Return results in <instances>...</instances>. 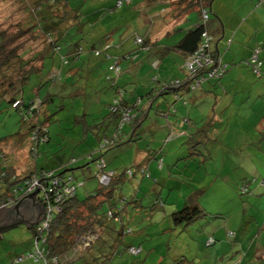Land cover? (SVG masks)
I'll list each match as a JSON object with an SVG mask.
<instances>
[{
	"label": "rangeland",
	"instance_id": "rangeland-1",
	"mask_svg": "<svg viewBox=\"0 0 264 264\" xmlns=\"http://www.w3.org/2000/svg\"><path fill=\"white\" fill-rule=\"evenodd\" d=\"M30 1L0 0V30L16 23H23V25L29 23L31 15L28 11L32 5ZM68 1L70 4L75 2V0ZM107 2L109 1L79 0V4L82 6L80 13L83 14V21H80L81 26L76 25L66 31L65 40L69 44L72 41V44L79 43L80 46H89L88 42H91L90 39L96 37V31H91L90 35H92V38H87L88 41H86L87 30L91 28V25H96L97 19L102 17L104 23H110L106 17L113 14L117 20H120L118 10H112L109 14L110 9H107ZM133 6H129V11L132 14L135 11ZM129 11L126 8H122L121 15H126L127 19H124L125 23L119 26V34L121 36L119 37L117 34L115 37L117 43H119V40L124 41L125 46L135 45L134 39L137 37V35L132 33L134 32L132 30L137 25L135 22H130L131 15L129 16ZM111 25L114 26L115 23L111 21ZM27 47L33 51L40 49L39 43H29ZM60 48H63L61 43ZM97 50L96 55L104 57L108 62L106 70L108 66L119 58V56H112L105 51ZM99 52L101 54H98ZM109 56L111 57L109 58ZM53 59L58 62V57ZM48 63L46 62L47 66ZM67 63L68 61L64 67L65 69L70 67ZM81 70L85 73L87 65ZM83 75L75 72V75L71 76L73 91L72 80H66L64 76L61 83H56L54 88L53 86L50 87L51 101L47 102V105H43L41 115L38 117L40 124L45 120L43 127L46 128L49 139L48 142L44 141L40 144L41 148L45 145L49 146V149H46L47 152L43 148L38 151L39 162L42 164L56 163L59 162V158L66 156L64 159L65 164L71 163L73 160V163L70 164V169H72L70 173H76L74 177L80 183L84 181L83 174L84 176L88 174L87 170H83L81 167L87 166L89 168L90 174L88 176H90V181H86L88 184L86 183L84 187L77 190V196L81 198L85 197L88 191L93 193L99 186L97 178H95V162H91V160L87 162L86 158L92 156L93 160H96L101 155L100 151H97L99 148L98 137L88 136L85 139L83 126L80 123L74 124L73 122L75 116L86 114V119L96 116L89 111L86 113L90 103L88 99L84 100L82 97V94H89L87 89L88 87L90 89L92 85L94 86L95 82L94 84L91 81L87 83ZM35 81L36 79L32 77L30 82L21 86L17 85L14 88V93L21 90L20 98L26 100L34 98L33 100L36 103H39L38 97L42 98V101L45 100V94L38 84H34ZM64 87L66 88L63 89ZM71 91L72 94H76V100H78L74 105L71 103V100L74 99L70 97ZM7 96L4 99H0V138L6 136L4 134L7 132L23 133L21 137L24 138L28 123H22L17 112L10 109V105L6 101L9 98ZM171 98L173 97L171 96ZM83 107L85 108L84 111ZM152 118V115L147 116V119L141 125L140 129L142 131L151 127L149 123ZM87 121L91 125V121ZM154 124L156 125V123ZM257 125L255 121H246L236 114V118H233L222 129L216 125L211 126L209 132L203 133L205 137L201 133L196 134L195 142L192 143L194 147L192 148L191 146V150H196L192 151L194 156L190 160L184 159L181 163L178 162L180 164L178 168L188 170L186 173L189 176L173 174L170 179L169 174H167L158 184L151 182L150 188L154 186L156 190L143 192L145 199L142 204L149 211H135L131 216L133 221H135L134 224H140V226H137L138 229H134L135 234L125 236L124 241L126 243L138 242L142 245L147 243L148 245L146 244V246L150 245L152 253L147 258L145 253L138 256L124 257L121 263L117 262L116 264H132L136 260H138L137 264H174V262L183 261L184 259L191 260L195 264H234L237 256L243 255V251L240 249L243 243L244 246L249 243V248L251 249L246 258L247 264H263L264 258L257 259L256 254L262 256L264 254V185L261 184L264 180V124H261L262 128H257ZM103 128L101 126L98 130L100 136L103 134L109 136L115 132L114 124L108 125V128H104V131ZM151 130L153 129L151 128ZM125 131H129L127 125L123 128V132ZM166 137L164 136L161 139L166 141ZM126 139L122 133L120 137L121 145L104 152L100 159L105 161L106 164L117 160L116 166L118 168L133 170L135 159H143L140 157L143 156L145 150L151 154L155 150L158 152L163 145L162 140L157 139L153 134H151V137L142 139L140 137L137 141L131 139L132 142L130 143ZM196 142L197 145H195ZM26 143L24 140V146L20 152L22 156L27 153L28 143L27 145ZM205 150L211 153V160L204 161ZM116 151L119 156L116 159H111V156ZM199 151L202 154L199 155ZM163 156L160 155L161 158ZM45 159L48 160L47 163L44 162ZM202 160L204 163L201 165L199 162ZM144 168L140 170L141 173ZM165 172L166 165L164 163L163 173ZM247 183H249L248 193L240 195L241 185ZM188 187L190 190H188ZM130 188H132L131 185L126 181L124 189L130 190ZM191 194H194L192 197L193 206L202 210L203 216L198 217L193 224L184 227V224L179 223L180 221L176 222L177 219L175 218L177 217L172 218V215L182 211L188 200L187 196L189 197ZM156 201L161 202L163 207H152ZM130 211L132 210L130 209ZM151 218L152 227L149 228ZM133 228L135 227L132 225V231ZM168 228L170 229L168 230ZM145 230H147V237L144 233H140ZM230 231L237 234L236 240H228L226 238V234ZM208 236H213L216 239V246L213 245L208 248L204 246L203 241ZM219 238L222 241H219ZM30 241L31 231L25 226H18L3 233L0 238V264H9V260L13 255L28 251L31 248ZM158 252H160V255L163 252L164 257L160 256ZM217 253H219L220 259H217ZM240 259L242 260L243 257H239L236 261ZM35 263L37 262L32 264ZM28 264L31 263L28 262Z\"/></svg>",
	"mask_w": 264,
	"mask_h": 264
},
{
	"label": "crops",
	"instance_id": "crops-1",
	"mask_svg": "<svg viewBox=\"0 0 264 264\" xmlns=\"http://www.w3.org/2000/svg\"><path fill=\"white\" fill-rule=\"evenodd\" d=\"M108 1L107 9H110L109 14L112 10L116 9L121 19L117 20L113 14L106 17L109 19L110 23H104L102 17L97 19L95 22L96 25H91V28L87 30L88 34L86 35V41H88L87 38H92L90 34L93 30L96 31V37L90 39L91 42H88L89 46L86 45L84 47L81 45L83 49L79 55V59L71 62L68 57L67 65H70V67L65 69L64 67L66 64H62L59 56L56 55L54 58L58 57V62H55L54 59L50 60L47 66L48 72H44V76H42L47 78L49 73L53 75L59 72L61 75L59 82L61 83L63 76L66 80H72L71 76H74L75 72H77L85 75H83V78L86 79L85 81H87V83L91 81L92 84H94L95 82L94 86L92 85L93 87L91 86L90 89L88 87V95L82 94L84 100L88 99L90 103L86 113L89 111L96 115L95 117L86 119V114H83L85 115L83 122L86 125H90L87 121L90 120L91 125H93L89 131L84 130L85 139L88 136L101 137L99 131H97V129L95 130L94 126L98 123H107V120L103 119V117L109 113L108 105L115 96V88H119L123 91V98L127 104L136 102L137 99L142 100L140 108L146 111V117L141 120L137 126L128 125L129 131H125L123 137L125 136L128 140L132 139L133 141H137L140 137L141 139L151 137V134L155 135L157 139L167 136L166 141H163V138L161 139L163 145L158 152L155 150L154 153L152 152L149 154L145 150L143 156L140 157L143 159H135L133 170L145 167L144 169L147 170L150 178L137 179L135 177L136 179L129 182L132 187L130 190H125L124 187L121 189L129 198H134L135 190L138 188L139 192L135 195V198H143L144 200L145 197H143V192L156 190L154 186L150 188L151 182L158 184L167 174H169L170 179L173 174L189 176V174L186 173L188 170L185 168L184 170H182L183 168H178V166L180 167L178 162L181 163L186 157L190 160L186 155H190L193 153L192 151H196L191 150V146L193 148L192 143L195 142L194 138L197 137L192 135L193 131H197L198 129L207 130L210 128V124L211 126L217 125L222 129L226 124H229L233 118H236V114L240 115L246 121H255V124H258L257 128L263 127L261 124H264V0L210 1L208 7L210 20L206 29L213 37L211 52L218 56L222 63L227 65V70L219 84L213 81L208 82L193 93L181 90V100L177 101L171 98L172 95L156 97L155 99H152L155 93L150 94V98H148L147 95L161 83H168L176 80L184 81L186 79L183 69V61L186 54L176 46L179 41L190 30L195 29L199 23L200 16L197 6L190 5L191 0H132L128 5L123 4L121 7L116 8L115 2L117 0ZM132 5H134L133 8L135 7L134 14L129 11ZM122 8L128 9L129 16L131 15L129 19L130 22L136 23L137 27L132 30L134 31L132 33L143 40L142 46L136 44L125 46V42L121 40H119V43L116 42V35L118 34L119 37L121 36V34H119V26L125 23L124 19H127L126 15H121ZM80 12L77 21L81 25L80 21H83V14ZM111 21L115 23L114 26L111 25ZM71 42L69 44L67 41V45H63L60 51L61 55L72 50ZM257 44L262 45L260 53L262 76L260 78L256 77L249 67L243 65V62L250 57L252 49ZM93 49L105 51L112 56H119L117 61L120 70L117 76L114 75L116 78V80H114L115 88H112L104 78L105 73H107L106 66L108 62L104 57H94L91 53ZM99 53L101 54V52ZM86 65L87 70L83 73L84 71L81 69L85 68ZM90 66L91 69L89 70ZM153 78H155L154 81ZM56 83L53 84V88L56 86ZM34 84H37V82L35 81ZM38 85L45 94V99L51 100L52 95L50 87L52 86L45 81L40 82ZM71 86L73 91V80ZM65 88L66 87L63 89ZM221 88L224 89V93L221 92ZM72 91L70 97L74 98L71 100V103L74 105L78 100H76L77 96L76 94H72ZM25 100L23 99V101ZM183 101H186V104H183ZM44 103L45 102H43L41 109L43 105H47ZM41 109L38 113V117L41 115ZM46 109H48V107H46ZM84 110L85 108L83 107V111ZM149 115L153 116L152 121L149 123L151 127L142 131L140 129L141 125ZM44 121L45 120H43V122ZM154 123H156V125ZM151 128L154 131L151 130ZM22 134L23 133L17 135L13 132H7L4 134L6 135L4 140L0 142V153H3L6 159L4 165H7L8 168L12 167L16 175L24 177L34 171L38 172L42 169H56L60 165L65 164L64 159L66 156L59 158V162L42 164L39 162V159L32 162L29 157V149H27L25 156L20 155L21 148L24 146V140L28 143L27 148H29V142L25 137H21ZM132 140L130 142H132ZM91 146L93 147V145ZM42 148L47 152L46 149H49V146L44 145ZM42 148L41 145H39L38 151L40 149L42 150ZM160 155H164L163 167L161 170L158 169L156 163ZM205 155H208V160H211V153L209 151L205 150ZM118 156L119 153L116 151L111 156V159H116ZM146 161L147 163H145ZM44 162L47 163L48 160L45 159ZM110 163L107 164L109 169H121L116 166L117 160ZM164 163L166 165L165 173H163ZM88 174H90L89 171ZM88 174H86V176L83 174L84 186L86 183L88 184L86 181H90V176H88ZM188 190H190L189 187ZM87 193H90V191ZM130 208L132 207H128V213L124 219L134 224L135 221H133L131 216L136 210L130 211ZM145 223L146 221L144 225ZM179 223H182V221ZM134 225L136 227L135 229H138L137 226H140V224L136 223ZM149 225V228H151L152 222H149ZM169 229L170 228H168V230ZM140 233H144L147 237V230ZM218 240L222 241L221 238ZM205 241L206 239L203 241V244L206 247ZM216 242L217 241H215L214 246H216ZM135 243L138 244V242ZM146 244L142 245L140 254L145 253V257L147 258V256L152 253V248L150 245L146 246ZM240 249H242L243 255L237 256L236 260L239 257H243V259L238 261L235 260L234 264H247L246 258L251 250L249 248V243L246 246H244L243 243ZM158 254L160 255V252H158ZM225 254H227V252H225ZM160 256L164 257L163 252ZM216 257L220 259L219 253L216 254ZM123 259L117 261L114 259L112 264H116L117 262L121 263ZM81 261L79 260L72 264H83ZM137 262L138 260L132 264H137ZM29 263L32 264L33 262ZM21 264H28V262Z\"/></svg>",
	"mask_w": 264,
	"mask_h": 264
},
{
	"label": "trees",
	"instance_id": "trees-1",
	"mask_svg": "<svg viewBox=\"0 0 264 264\" xmlns=\"http://www.w3.org/2000/svg\"><path fill=\"white\" fill-rule=\"evenodd\" d=\"M210 1L211 0H191V4L189 3L190 5L197 6L200 19L195 29L190 30L176 46L178 49L182 50V52H185L184 54H186V56L194 53L200 42L202 32L207 30L206 27L210 20L208 9ZM30 3H32V5L28 11L31 15V21L29 23L24 25L23 23H16L0 30V99H4L7 94H9L7 96L9 98L6 101H8L10 109L17 112L22 123H28L25 138L29 142V157L32 162H35L39 159V145L44 142L43 140H45V142L49 140L48 132L46 128L43 127L44 122L40 124L37 120L38 113L43 102L47 104V102L49 103L51 100L45 99L46 101H42L40 98H37L39 103H36L35 100H33L34 98H28V100L24 99L25 101H23V98L19 97L22 91L20 90L14 93V88L17 87V85L21 86L30 82L32 77L36 79L38 82L37 84L45 81L53 86L54 83L60 81V74L59 72L53 75L49 73L47 78L43 77V73L48 72L46 62L50 63V60L56 55L59 56L62 64H66L68 57L71 62L79 59V55L83 49L79 43L72 44L71 42L72 50L64 55L60 54V43L66 46V31L76 25L81 26L77 19L82 7L81 4H79V0H75L73 4H70L68 0H31ZM202 10H207L208 13V21L204 25L201 23ZM29 43H39L40 49L38 51L31 50L27 47ZM212 43L213 41L211 44ZM136 45L138 44L136 43ZM142 45L143 43L140 46ZM254 49L259 50L258 74L254 72V69L248 63L251 55L243 62V65L249 67L251 72L256 77L260 78L262 76L260 60L262 45L257 44L252 49L251 54ZM96 52L97 50H91L94 57H98ZM210 54L216 59L219 67H224V72L221 77L207 78L197 89L191 90L185 72L186 79L184 81L176 80L179 82L178 86L172 85L175 81L161 83L151 90L152 92L147 95L148 98H150V94L155 93L152 99L164 97L165 95H172L173 99L177 101L181 100V90L193 93L208 82L213 81L219 84L226 73L227 65L222 63L219 57L212 52ZM117 66L120 68L118 61ZM108 67L104 78L112 88H115L114 80H116V75L113 71H110ZM209 70H211V68ZM221 91L224 93L223 88H221ZM141 103L142 100L137 99L136 102L127 104L123 98V91L119 88H115V96L108 105L109 113L103 117V119L107 120V123H98L94 126L97 131L101 126L105 129L108 128L110 124H114L115 126L114 133L109 136L103 134L98 138L99 148L97 151H100L101 155L121 145L120 137L122 133L124 134L123 128L126 125L137 126L139 122L146 117V111L140 108ZM183 104H186V101H183ZM128 111L129 115L133 116V119L131 122L121 125L122 112L125 113ZM84 118L85 115L75 116L73 122L80 123L85 131H89L93 125H86L83 122ZM209 127H211V124ZM209 130L210 128L207 130L198 129L194 134L192 133V135L200 133L203 135V133H207ZM15 134L18 135L21 133ZM203 136L205 137V135ZM4 137L5 136H2L0 138V142L4 140ZM130 141L131 140H128L127 142ZM195 145H197V142ZM198 154L200 155L202 152L199 151ZM101 155H99L96 160H93L92 156L86 158L87 162L89 160L95 162V178H97L99 186L93 193L90 192L92 194L88 193L85 197L81 198L77 196V190L84 187V181L80 183V181H77V178L74 177L75 174L70 173L72 171V169H70V164L73 163V160L71 163L62 164L56 169H42L38 172L34 171L27 176L21 177L15 174L12 167L8 168L7 165H4V162H6L5 155L3 156V153L0 154V206L3 205L8 207L12 202H16L17 199L23 197V195L27 193L31 184L37 180L39 183V192L36 195V201L41 203L45 199L46 205L53 207V212L46 228L41 225H36L29 229L31 231V248L23 253L15 256L13 255L9 260V264H21L24 262L72 264L79 260H82L81 262L83 264H112L114 259L117 260L133 256L128 254V249L130 248L140 249V252L135 256L141 253L142 244L138 243L136 245L132 242L126 243L124 241L125 236L135 234L134 229L136 228L134 224L124 219V217L128 213V207H132L130 209H135L136 211L145 212L149 210H146V208L142 206L144 202L143 198H135V195L139 192L138 188L135 190L134 198H129L121 189L124 187L126 181L130 182L136 178H150V175L146 169H143L141 173L140 170H142V168H139V170L128 168L118 170L109 169L106 162L100 159ZM203 156L205 161L209 159L208 155ZM191 157H193L192 154L188 155V158ZM184 159H187V157ZM159 161H161L160 167L158 165ZM203 163V160L199 162L201 165ZM157 167L160 170L162 169L163 158L160 157L157 159ZM81 168L87 170V172L89 171L87 166ZM128 172H130V175ZM104 173L112 174L110 182L107 185H102L99 182V176ZM248 184L249 183L241 185L239 190L240 195L248 193ZM261 184L264 185V180ZM193 196L194 194H191L188 197L182 211L172 215V218L177 217L175 218L177 219L176 222L182 221L184 227L193 224L198 217L203 216V211L193 206ZM153 206L159 208L163 207L162 203L158 201L153 203L152 207ZM151 222L150 219V223ZM132 225L135 227L133 231ZM93 231H95V239L91 242H88V240L86 241V237H88L90 233H93ZM226 236L228 240L237 239V234L233 231L228 232ZM209 239H212L211 244H207ZM85 241L88 242L86 246H84ZM215 241L216 239L213 236H208L205 241L206 247H211L214 245ZM36 249L43 251L41 259L36 261L27 258L29 255H32ZM256 256L257 259L264 258V254L263 256L256 254ZM184 260H180L176 263L174 262V264H195L191 262V260Z\"/></svg>",
	"mask_w": 264,
	"mask_h": 264
},
{
	"label": "built area",
	"instance_id": "built-area-1",
	"mask_svg": "<svg viewBox=\"0 0 264 264\" xmlns=\"http://www.w3.org/2000/svg\"><path fill=\"white\" fill-rule=\"evenodd\" d=\"M131 1L132 0H118L115 4V7L119 8L123 4L128 5L131 3ZM201 17H202L201 23H202V25H204L208 21L207 10H202ZM212 41H213L212 35L208 32V30H204L201 34V39H200V42L198 44L197 49L194 51V53L192 55L186 56L184 58L183 69L187 74L188 81L190 83L189 88L191 90L197 89L207 78L221 77L223 72H224V67L223 68L221 66L219 67L216 59H214L210 54L211 53L210 44ZM135 42L138 45H141L143 43V40L139 37H136ZM258 54H259V50L254 49L252 54H251V57L248 61V63L252 66V68L254 69V72L256 74H258V69H259ZM116 61L112 65H110L108 67V69L110 71H113L114 74L117 76L119 74V68L117 66ZM210 68H211V70H209ZM154 80H155V78H153V81ZM172 85L178 86L179 82L175 81V82H173ZM132 119H133V116L129 115V111L125 112V113L122 112L121 125L125 124V123H129L130 120H132ZM43 141H45V140H43ZM158 165H159V167L161 166V161H159ZM128 174L130 175V172H128ZM111 177H112L111 173H104V174L99 176V182L102 185H107V183L110 181ZM35 189H37V193H38L39 192V183L37 180H35L31 184V186L28 188L26 194L33 192ZM21 198L17 199L16 202H12V204L8 207L15 205ZM41 204L45 206V209H44L45 212H44V218L38 224V226L41 225L42 227L46 228L48 222L50 221L51 214L53 212V207L47 206L45 199L43 200V202H41ZM2 207H5V206H3V205L0 206V208H2ZM95 236H96L95 231H93V233H90L88 235V237H86V241L88 240V242H91L92 240L95 239ZM86 241L84 243V246H86L88 244V242H86ZM211 243H212V239H209L207 241V244H211ZM139 252H140V249H138V248L128 249L129 255L135 256ZM42 254H43L42 250L36 249V251L32 255H29L27 258L34 259L37 261V260L41 259Z\"/></svg>",
	"mask_w": 264,
	"mask_h": 264
},
{
	"label": "water",
	"instance_id": "water-1",
	"mask_svg": "<svg viewBox=\"0 0 264 264\" xmlns=\"http://www.w3.org/2000/svg\"><path fill=\"white\" fill-rule=\"evenodd\" d=\"M36 195L37 189L24 195L15 205L0 208V238L18 226L30 229L43 220L45 206L36 201Z\"/></svg>",
	"mask_w": 264,
	"mask_h": 264
}]
</instances>
